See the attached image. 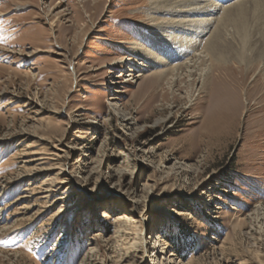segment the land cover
I'll return each mask as SVG.
<instances>
[{
	"label": "rangeland",
	"instance_id": "rangeland-1",
	"mask_svg": "<svg viewBox=\"0 0 264 264\" xmlns=\"http://www.w3.org/2000/svg\"><path fill=\"white\" fill-rule=\"evenodd\" d=\"M147 4L0 0V264H264V11L192 78H116Z\"/></svg>",
	"mask_w": 264,
	"mask_h": 264
},
{
	"label": "bare ground",
	"instance_id": "bare-ground-1",
	"mask_svg": "<svg viewBox=\"0 0 264 264\" xmlns=\"http://www.w3.org/2000/svg\"><path fill=\"white\" fill-rule=\"evenodd\" d=\"M60 2L58 1L57 4H60ZM148 4L147 11H145L149 24L141 27L148 32L138 30L141 41L136 39L130 41L131 45L125 48L129 56L123 57L125 64L128 61L132 62L129 64L130 68L139 66L141 70L129 68L130 73L125 75L122 72L115 76L116 78L131 77V80L136 81L137 78L150 71H153L150 72L152 74L157 73L159 78L166 79L168 77L167 81L172 83L183 77L192 78L198 71V61H202L207 56L205 55L206 51L212 49V44L218 42L219 33L222 31L220 28L224 20L229 18L227 17L228 12L233 13L234 11L236 14H243L247 11H264V0H148ZM51 13V9L48 10L46 17L48 18ZM1 15L2 13H0ZM55 21L50 22L51 26L54 25ZM214 24L215 30L209 35L204 50L195 52L196 54L190 55L194 57L185 59L184 56L190 50L196 49L201 44L203 36L206 32L209 33ZM216 36L217 41L211 43V40H214ZM243 36L241 41L245 45L248 37L246 34ZM120 83L124 82H113V84ZM102 217H106V214H103ZM113 221L120 222V216L116 215ZM153 250L154 255L162 254V251H157L155 248Z\"/></svg>",
	"mask_w": 264,
	"mask_h": 264
},
{
	"label": "trees",
	"instance_id": "trees-1",
	"mask_svg": "<svg viewBox=\"0 0 264 264\" xmlns=\"http://www.w3.org/2000/svg\"><path fill=\"white\" fill-rule=\"evenodd\" d=\"M101 225L104 226L105 230L109 233L111 230V226L108 223V221L106 220H101L100 221ZM170 232H171V236L167 235L164 233V237L172 244L173 249L182 257L184 258L183 254H187V250L191 247H188L185 244V236H186V232L185 231H180L177 228V232L175 231L174 233V229L173 226L169 227ZM173 231V234H172ZM193 246V245H192Z\"/></svg>",
	"mask_w": 264,
	"mask_h": 264
}]
</instances>
